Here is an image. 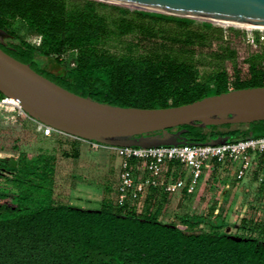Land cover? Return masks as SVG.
Instances as JSON below:
<instances>
[{"label":"trees","instance_id":"1","mask_svg":"<svg viewBox=\"0 0 264 264\" xmlns=\"http://www.w3.org/2000/svg\"><path fill=\"white\" fill-rule=\"evenodd\" d=\"M0 29L11 36L0 44L5 53L113 106L176 107L264 87V49L239 61L226 31L209 22L94 0H0ZM34 36L39 45L27 40ZM175 130L195 144L233 142L264 137V121ZM71 149L63 155L76 158ZM0 164V264H264V221L242 218L233 227L250 234L236 235L220 206L180 215L184 229L161 222L160 206L138 212L104 196L99 208H80L55 200L53 154L29 160L20 153L14 168L7 159Z\"/></svg>","mask_w":264,"mask_h":264},{"label":"water","instance_id":"2","mask_svg":"<svg viewBox=\"0 0 264 264\" xmlns=\"http://www.w3.org/2000/svg\"><path fill=\"white\" fill-rule=\"evenodd\" d=\"M145 7L142 11L264 26V0H94ZM120 5V4H118ZM125 6V5H121ZM132 8L130 6H125ZM213 24L211 21L203 20ZM11 36L0 29V44ZM0 93L31 119L71 137L110 147L155 148L192 145L181 126L207 128L264 121V87L229 90L189 104L144 109L119 107L76 95L0 48ZM231 142L213 137L202 145ZM11 167L14 159H8Z\"/></svg>","mask_w":264,"mask_h":264},{"label":"rangeland","instance_id":"3","mask_svg":"<svg viewBox=\"0 0 264 264\" xmlns=\"http://www.w3.org/2000/svg\"><path fill=\"white\" fill-rule=\"evenodd\" d=\"M106 4L121 6L113 3ZM196 22L206 21L196 20ZM213 25L226 31L225 40L230 41V46L236 51L239 61L264 49V47H254L246 41L249 32L254 36L257 35L255 29L247 32L244 27L240 26L227 27L226 24L222 23H213ZM227 28H233V31L230 32ZM31 39L32 37H27V40ZM2 112L0 154L3 160L14 159L16 161L20 153H24L29 160L34 159L40 153L53 154L56 158L54 196L57 202H65L88 209L93 206L91 202H95V195L92 191L88 192L87 188L95 191L98 189L96 192H99V188L95 189L91 186L95 184H98L99 187L100 185H110L108 190H104L102 186V193L107 195L113 191L112 186L117 171L115 167L113 168L115 155L114 153L103 152L105 146L93 149L89 142L88 148L80 153L78 147L75 148L71 145V140H74L73 137L57 131H53L45 137L39 129V122L21 114L17 107L4 106ZM71 148L77 150V160L63 155V152H71ZM80 157L82 161L79 160ZM83 164H87V167H82ZM100 168L103 169V175H100L102 170ZM4 169V165L0 164V171H4ZM95 171L97 172L96 178L94 176ZM257 171L258 169H255L245 179L234 183L230 177L226 176L225 170H205L196 191L186 196L185 205L175 209V201L171 207H161L160 220L166 223H175L179 228L184 229L179 224L180 215H206L210 210H215L217 206H220L224 211L228 233L250 234L235 229L233 225L239 224L242 218L256 223L264 221V183L261 185L258 182ZM200 228L206 229L204 226ZM256 234L251 233L252 236H256Z\"/></svg>","mask_w":264,"mask_h":264},{"label":"built area","instance_id":"4","mask_svg":"<svg viewBox=\"0 0 264 264\" xmlns=\"http://www.w3.org/2000/svg\"><path fill=\"white\" fill-rule=\"evenodd\" d=\"M252 30L246 37L248 44L256 47L264 46V30ZM33 45H39L40 37L34 36L29 40ZM17 107L21 114H25L18 104H12L7 97L0 98V125L2 107ZM26 115V114H25ZM39 129L44 136H49L54 130L39 123ZM93 149L100 146L90 142ZM110 147V146H107ZM120 159L119 180L116 192V203L123 205L129 203L136 206L141 195L147 188H156L167 194H174L185 190L193 194L203 177L204 171L212 168V164L221 167L227 175L236 181L245 179L255 169L258 182L264 181V137L248 138L219 145H182L155 148L138 147H110ZM3 159L0 154V160ZM130 161L137 162L144 175L135 179ZM176 162L186 172V179L174 180L165 177L164 171L168 163Z\"/></svg>","mask_w":264,"mask_h":264},{"label":"crops","instance_id":"5","mask_svg":"<svg viewBox=\"0 0 264 264\" xmlns=\"http://www.w3.org/2000/svg\"><path fill=\"white\" fill-rule=\"evenodd\" d=\"M73 139L74 140H71V145L75 146V148L78 147L80 150V153H82L83 151H85L88 148V143H89L88 141H84V140H81V139H78L75 137H73ZM103 152L109 153V154L114 153V155H115L114 160H113L114 161L113 162V168L115 167V169L117 171L115 174L114 185L112 186L113 191L107 193V195H104L102 193L103 187H104V190H106V189L108 190V189H110L109 188L110 185H102L103 187L100 185V187H99L98 184L97 185L95 184V185L91 186L92 188H95V189L99 188V192H96L98 189L95 191V190L88 189L86 187L88 192L92 191V193H94V195H95V202H91V204L93 206L91 208H88V209L99 208L101 200L103 199L104 196L112 199L114 202L116 201V192H117V186H118V180H119V170H120V159L116 156L115 151L113 149H111L110 147L105 146L103 148ZM74 159L77 160L78 157H76ZM79 160H81V157ZM82 167L86 168L87 164H85V165L83 164ZM101 169L102 168H100V170ZM217 169H222V168L212 164V168L209 169V171L210 170H217ZM222 170H224V169H222ZM132 171H133V174L135 176V179H140L144 175V173L140 170V165H138L137 162H134V165L132 166ZM55 173H56V165H55ZM95 173L96 174L94 176L96 178L97 172L95 171ZM100 175H103V169L100 171ZM164 175H165V177H171L174 180L179 179V178L186 179L185 170L182 168V166L180 164H178L176 162L168 163L166 165ZM226 176L229 177L227 175V173H226ZM197 188H198V186H197ZM189 195H191V194H187L185 190L178 191L174 194H167V193H165L159 189H154V190L153 189H150V190L146 189L145 192L141 195L136 206L133 208H135L138 212L141 210L148 209V208L153 209L154 206L155 207L160 206V208L161 207L168 208V207H171L172 203L176 201L174 208L178 209L179 207H182L183 205H185V202H186L185 198H186V196H189ZM96 196H99V197H96ZM189 215H191V214H189ZM160 218L161 217H159V220H160ZM163 223H166V222H163Z\"/></svg>","mask_w":264,"mask_h":264},{"label":"bare ground","instance_id":"6","mask_svg":"<svg viewBox=\"0 0 264 264\" xmlns=\"http://www.w3.org/2000/svg\"><path fill=\"white\" fill-rule=\"evenodd\" d=\"M114 4H120V5L130 6L132 8H138V9H147L145 7H141V6L133 5V4H127V3L114 2ZM196 20H201V21L207 20V21H211L212 23H222V24H226L227 26H240V27H244L245 30H253V29L264 30V26H259V25L242 24V23H231V22L222 21V20H214V19L200 18V17H198V19H196ZM8 99H9V101L12 104H18L16 101L12 100L11 98H8Z\"/></svg>","mask_w":264,"mask_h":264},{"label":"flooded vegetation","instance_id":"7","mask_svg":"<svg viewBox=\"0 0 264 264\" xmlns=\"http://www.w3.org/2000/svg\"><path fill=\"white\" fill-rule=\"evenodd\" d=\"M5 42H6V40H5Z\"/></svg>","mask_w":264,"mask_h":264}]
</instances>
